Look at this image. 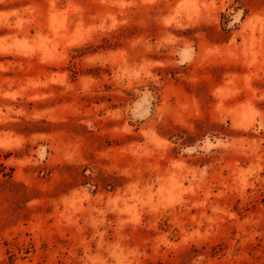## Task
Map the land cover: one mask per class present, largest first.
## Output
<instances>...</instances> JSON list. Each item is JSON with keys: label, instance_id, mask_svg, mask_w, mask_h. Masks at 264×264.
Returning <instances> with one entry per match:
<instances>
[{"label": "rangeland", "instance_id": "374dc122", "mask_svg": "<svg viewBox=\"0 0 264 264\" xmlns=\"http://www.w3.org/2000/svg\"><path fill=\"white\" fill-rule=\"evenodd\" d=\"M0 264H264V0H0Z\"/></svg>", "mask_w": 264, "mask_h": 264}, {"label": "trees", "instance_id": "16d2710c", "mask_svg": "<svg viewBox=\"0 0 264 264\" xmlns=\"http://www.w3.org/2000/svg\"><path fill=\"white\" fill-rule=\"evenodd\" d=\"M224 29H227V28L224 26Z\"/></svg>", "mask_w": 264, "mask_h": 264}]
</instances>
